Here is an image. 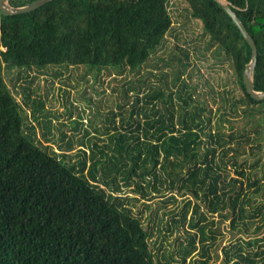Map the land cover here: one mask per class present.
Here are the masks:
<instances>
[{
  "label": "trees",
  "instance_id": "trees-1",
  "mask_svg": "<svg viewBox=\"0 0 264 264\" xmlns=\"http://www.w3.org/2000/svg\"><path fill=\"white\" fill-rule=\"evenodd\" d=\"M184 1L206 37L201 54L228 61L236 85L219 92L215 110L182 77L185 48L176 46L179 54L166 61L177 66L170 80L164 72L153 74L156 81H147L151 70L139 73L171 27L168 0H51L24 13L0 11V264H216L210 253L216 216L231 231L255 234L224 247L219 264H264V241L258 244L264 240V99L251 97L242 79L251 48L218 2ZM228 1L253 38V87L264 91V0ZM73 65L95 77L125 70L139 77L129 82L127 115L122 104L110 111L113 132L97 137L101 143L78 138L70 153L74 145L65 133L55 148L46 136L42 99L24 85L18 100L2 68L17 69L15 79L30 83L27 70ZM35 124L45 128L41 138ZM118 179L142 198L162 187L174 201V192L185 195L179 221L187 225V243L180 242L178 258L160 250L167 234L151 244ZM176 222L157 228L165 224L172 233Z\"/></svg>",
  "mask_w": 264,
  "mask_h": 264
},
{
  "label": "rangeland",
  "instance_id": "rangeland-1",
  "mask_svg": "<svg viewBox=\"0 0 264 264\" xmlns=\"http://www.w3.org/2000/svg\"><path fill=\"white\" fill-rule=\"evenodd\" d=\"M168 9L171 15V27L166 33L162 46L150 57L149 63L144 65L140 70V74L144 77L147 70H151V74L147 75V81H156L159 72H164L168 80L177 66L175 60H169L173 51L178 54L177 47L187 49L189 65L186 67L182 77L191 84L195 85L194 96L199 100H205L208 107L215 110L220 101L219 92L225 95V90L235 88L234 78L231 74V68L228 61H214L209 52L202 55V47L205 36L202 35L201 23L199 20L192 18L188 12V6L184 0H168ZM159 56L164 61L156 63L155 68H151L155 63L156 57ZM185 60V59H183ZM56 70H60L59 74H54ZM17 69L2 68L4 81L11 90L17 91L16 98L20 100L21 86L27 85L32 91V98L40 97L43 101L44 112L50 120V129L46 136H52L56 143L60 142L61 133H65L72 139L73 149L70 153H74L77 148V139L90 136L91 142L101 143L97 137L106 139L108 133L113 132L112 127L107 122L110 111L117 112L118 104H122L121 113L127 115L129 103L134 90H128L130 81H136L137 74L124 71L120 74L111 71H102L98 76H94L83 65L68 66L66 69L60 67H48L43 71L36 69L27 70V83L23 76L15 79ZM14 83V87H13ZM144 87V86H142ZM235 91H238L235 89ZM220 97V98H219ZM27 110V109H26ZM41 118L39 117V120ZM77 122V124H76ZM36 125V124H35ZM77 127L74 130L73 127ZM45 131L43 126L36 125L37 136L41 138L42 132ZM87 135L84 136V132ZM61 145H63L61 143ZM75 159V157L73 158ZM232 173V172H230ZM121 185L120 193L126 198L127 205L131 208L133 214L139 216L142 224L150 231V242L152 245H158L159 239L163 234L167 237L162 244L160 250L165 252H173L178 258L177 249L180 242L186 244V223H181L180 212L183 209V201L185 198L178 192H174L176 200L170 198L166 190L160 188V192L150 189L152 197L142 198L135 191L134 185L130 183L125 185L118 179ZM167 199V200H166ZM173 211L175 213H173ZM178 219L172 233L165 229V224L158 230L159 222L170 219ZM219 217L216 216L217 223L213 227H217L218 232L215 234V244L212 247L211 259L216 264L224 260L223 248L231 246L237 241L242 243L253 237L255 234L251 231L248 233L231 231L228 220L218 222ZM262 234L258 235L261 237ZM264 240L258 242L263 243ZM245 248H251L246 244ZM255 248V247H254ZM258 248V250H260Z\"/></svg>",
  "mask_w": 264,
  "mask_h": 264
},
{
  "label": "water",
  "instance_id": "water-1",
  "mask_svg": "<svg viewBox=\"0 0 264 264\" xmlns=\"http://www.w3.org/2000/svg\"><path fill=\"white\" fill-rule=\"evenodd\" d=\"M48 1H51V0H33L21 6H11L7 3V0H0V11L4 15L24 13V12H28V11L35 9L43 5L44 3H47ZM215 1L218 2L222 6V8L225 10V12L231 17V19L233 20L237 28L240 30L245 40L250 45L251 58L244 67V71L242 73V79H243V83L245 85L246 91L250 94V96L253 97L254 99L262 100L264 99V91L255 90L253 87V82H252V70L255 66L256 55H257V50H256L255 43L253 41V38L247 32L243 23L233 11L231 4L228 0H215Z\"/></svg>",
  "mask_w": 264,
  "mask_h": 264
}]
</instances>
